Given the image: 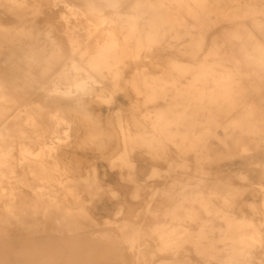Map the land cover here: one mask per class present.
<instances>
[{
  "label": "rangeland",
  "instance_id": "obj_1",
  "mask_svg": "<svg viewBox=\"0 0 264 264\" xmlns=\"http://www.w3.org/2000/svg\"><path fill=\"white\" fill-rule=\"evenodd\" d=\"M138 1L153 4L157 0H122L119 12L123 16L133 14V6ZM12 2L26 15L25 26L33 24L31 29L40 34L41 43H44L45 35L49 33L62 47L65 56L54 68L53 73L63 69V64L71 62L73 53L67 36L70 31H74L75 36L83 42L87 38L85 28L90 21L94 35L88 43L93 51L96 42L103 38V29L107 27L103 25L95 28L94 25L99 23V15L89 13L84 0H12ZM229 4V1L224 2L225 8H228ZM254 9L234 19L212 15L208 18L210 27L204 31L192 18H187L186 30L190 35H186L185 29H182V37L178 40L171 35L168 36L165 51L157 48L150 59L125 62V74L121 81L124 91L115 94L116 98L114 97V103L111 105L94 97L88 100L86 108L79 106L76 100H66L57 96L45 98L47 92H40L29 83L14 62H0V84H5L8 91L22 98L21 101L24 103L43 104L48 111L50 110L49 112H55L59 108L70 120V126L65 124L59 129L60 136L65 132L70 136L66 145H60L59 151L63 159L62 165L69 167L68 178L79 180L91 178L95 169L96 180L100 186L94 192H88L82 183L78 184L75 190L76 195L80 196L79 201L65 189L56 187L58 208L52 205L47 213L43 210L29 211L22 217V224L12 220L11 225L4 226L2 238L7 251L10 246L11 254L25 252L33 254L36 256L34 260L37 264H219L211 256H217L223 261L228 253L225 246L228 244L227 222L222 218L210 217L198 204H194L198 214L196 220L186 218L178 220V216H184L186 213V210L178 208L175 210L176 218L170 215L173 208L180 203L178 202L181 200L180 191L184 189L185 193L196 192L198 186L204 192L210 189L232 188L231 190L239 196L231 211H234L237 217L244 214L247 218H252L259 226V230H262L264 242V133L241 134L240 127L243 126L241 124H236L234 130L228 128L246 107L229 116H221L217 124L205 122L196 125L194 134L199 137L198 142L204 152L202 160L195 153H189L181 158L177 147L172 144L168 145L166 159H154L145 148H140L132 155L135 182L130 180L127 168H118V164L111 162L119 148V130L111 121L116 109L121 107L129 118L134 115L141 119L143 113L154 111L165 104L162 100L154 104H143V98L137 97L129 84L135 71L146 67L153 73L161 72L167 67L163 57L169 55L184 63H192L178 51L184 50L185 46L189 45L192 39H198L199 35L205 37L203 53L208 52L216 42L223 41L224 49L220 51L221 55L230 49L241 61L234 62L231 58H225L224 66L232 71L239 70L243 84L250 87L256 82L260 85L262 89L259 94L252 91L247 103L253 104V125L264 119V67L252 64L245 58L248 54L264 53V0H258ZM104 14L111 16L112 10L108 8ZM4 24L11 28L15 21H8L5 18ZM69 28L73 30L69 31ZM75 59L81 62L78 55ZM213 63L214 59L209 58L208 64ZM51 78L54 76L51 75ZM189 79L190 76L183 78L182 83L186 84ZM10 82L14 84L11 89L8 86ZM106 85L111 87V81ZM3 93L0 90V97ZM133 102L138 103L137 108H133L131 105ZM38 118L42 120L41 116ZM21 123L19 122V126L15 128L11 127V139L15 141V145L22 141L18 138V130L31 131L29 126H23ZM255 125L264 126L258 122ZM131 129L133 132L140 130L132 124ZM238 142L246 145L249 151L238 154L239 149L236 146ZM31 148L33 152L37 151L35 144H32ZM15 156L19 158L17 152ZM182 159L186 163L184 168H169V161L178 166ZM15 169L20 176L26 173L27 177L24 179L32 183V186L38 184L26 167L23 169L19 166ZM154 169L158 171V175L152 177ZM19 189L26 199L33 197L30 188L19 185ZM215 203L222 206L219 201ZM46 205L47 202L38 206ZM185 206L189 207L190 204ZM65 214L66 220L62 221V225H57L56 219L62 220ZM208 219L210 221L205 222ZM33 223L37 226L35 227ZM178 227L187 230V233L174 236L181 240L179 247L177 245L173 251L168 252L158 251L161 244L158 234L153 233V230ZM202 230L206 232L205 235L200 234ZM135 231H138L139 242L131 248L126 238L135 234ZM21 247L29 250L23 251ZM254 251L251 264H264V243Z\"/></svg>",
  "mask_w": 264,
  "mask_h": 264
},
{
  "label": "bare ground",
  "instance_id": "obj_2",
  "mask_svg": "<svg viewBox=\"0 0 264 264\" xmlns=\"http://www.w3.org/2000/svg\"><path fill=\"white\" fill-rule=\"evenodd\" d=\"M226 1L230 3L228 8L224 6ZM257 1L157 0L153 4L138 1L133 6L134 13L123 16L119 12L122 0H84L88 12L99 15V23L94 25L95 28L107 25L103 29V38L96 42L95 48L91 51L88 42L94 33L90 21L85 28L87 38L83 42L75 36L74 31H70L73 28H69L68 44L73 57L70 64H63V69L53 73L54 68L65 56L62 47L56 42L57 39L55 41L48 33L45 35L44 43H41L40 34L31 29L33 24L25 26L27 17L16 3L13 4L12 0H0V62H14L30 81L29 83L40 92H47L45 98L57 96L66 100H76L79 106L85 107L89 104L88 100L94 97L111 105L114 103L115 94L124 91L121 81L127 60L145 61L153 57L155 49L165 51L168 36L171 35L178 40L182 37V29H185L186 35H190L186 30L187 18H192L204 31L210 27L208 18L212 15L234 19L242 16L243 13L254 11ZM108 8L112 10L111 16L104 14ZM5 18L8 21L14 20L15 25L11 28L6 27ZM221 43L216 42L208 52L203 53L205 37L199 35V38L192 39L184 50L178 51L192 63H184L169 57L168 54L169 56L163 57L167 67L161 72L153 73L146 67L135 71L129 84L134 94L143 98V104H154L160 100L165 104L154 111L143 113L141 119L134 115L129 118L121 107L116 109L111 118L119 130V148L111 162L118 164V168H127L131 181L135 182L133 179L135 164L132 155L137 149L145 148L154 159H166L168 145L172 144L177 147L181 158L189 153H195L202 160L204 152L198 142L199 137L194 134L196 125L205 122L217 124L221 116H229L241 108L246 107L244 111L239 112L240 117L228 128L234 130L236 124H241L243 125L240 127L241 134L264 133V126L255 125L257 122L264 124V119L253 125V104L247 103L252 91L258 95L262 88L256 82L250 87L243 84L239 70L232 71L224 66L225 58H231L234 62L241 61L230 49L226 54L221 55L224 42ZM76 55L81 62L75 59ZM209 58L214 59L211 65L208 64ZM245 58L252 64L264 67L262 52L257 55H245ZM51 75L54 76L53 79ZM187 76L191 79L186 84L182 83V79ZM108 81H111V87L106 85ZM29 83L27 84L30 86ZM8 86L11 89L14 84L10 82ZM14 89L17 90V87ZM0 90L4 92L0 97V264H37L34 260L36 256L33 254L28 252L11 254L10 246L7 251L2 238L4 226L11 225L12 220L22 224V217L29 211L43 210L47 213L52 205L58 208L56 187L65 189L70 195L75 196L76 201H79L80 196L76 195L75 190L78 184L82 183L88 192H94L100 186L96 180L95 169L91 178L80 180L68 178L69 167L62 165L63 159L59 152L60 145H66L70 139L66 132L63 136L59 133L63 125L70 124L68 117L63 114L64 111L61 112L58 108L57 111L54 110L55 112H49L50 110L48 111L43 104L24 103L21 101L22 98L8 91L3 83L0 84ZM131 105L133 108L138 107L137 102ZM38 116H41L42 120H39ZM19 122H22L23 126H29L31 131L18 130V138L22 141L15 145V141L11 139V127L19 126ZM131 124L140 130L133 132ZM32 144L37 146L36 152H33ZM236 146L239 149L238 154L249 151L241 142ZM16 152L19 158L15 156ZM19 166L23 169L26 167L35 182H38L36 186H32V183L24 179L27 177L26 173L23 176L17 174L15 167ZM185 166L183 159L178 166L169 161L170 169ZM151 175L152 177L158 175V171L154 169ZM19 185L30 188L33 197L29 200L23 197L19 192ZM231 189H210L204 192L198 186V191L192 193H185L183 189L179 193L180 203L173 208L170 215L176 218L175 210L178 208V210H186L184 216H178V220L185 218L196 220L198 214L194 204H198L210 217L222 218L227 222L228 244L225 246L228 253L223 261L217 256L211 257L219 264H251L253 251L264 243L263 233L252 218H247L242 213L237 217L236 213L231 211L239 196ZM216 201L222 206H217ZM46 202L48 205L38 206ZM185 204L190 206L186 207ZM251 208L255 210L253 205ZM65 220L66 214L62 216V220L57 218L56 224L62 225V221ZM209 221V219L205 220V222ZM33 225L37 226L34 223ZM134 233L126 238L131 248L139 242L138 231ZM153 233L159 236L161 246L158 251L168 252L181 244L180 238L176 239L174 236L187 233V230H181L180 227L160 228L153 230ZM205 233L203 230L200 232L201 235ZM22 249L29 250L26 247Z\"/></svg>",
  "mask_w": 264,
  "mask_h": 264
}]
</instances>
